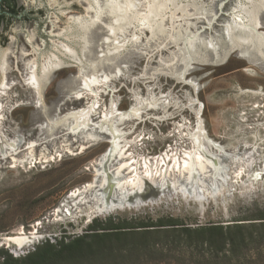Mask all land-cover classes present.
<instances>
[{"label": "rangeland", "instance_id": "374dc122", "mask_svg": "<svg viewBox=\"0 0 264 264\" xmlns=\"http://www.w3.org/2000/svg\"><path fill=\"white\" fill-rule=\"evenodd\" d=\"M195 1L207 12L189 17L190 31L214 41L221 52L227 44L225 24L239 12L242 0ZM21 3L16 16L0 15V53L7 50L0 90V249L22 257L45 240L88 232L94 220L174 217L189 227L259 222L255 218L264 210V59L235 48L214 62L208 48L201 51L207 59L191 60L178 80L168 68L181 69V43L149 41L145 30L116 60L101 66L99 74L107 75V82L94 86L96 95L82 89L78 64L68 60L49 74L38 102L28 84L27 63L53 51L69 18L86 16L87 1ZM258 31L264 32V11ZM89 38L85 58L94 59L106 47L104 25L93 27ZM75 91L83 93L78 97ZM142 99L154 103L142 106L137 116L120 120L113 115L114 129L124 133L119 145L130 162L119 170V147L104 158L110 135L99 125L111 104L116 112H125ZM91 101L96 104L87 129L70 133L72 118L49 128L50 120ZM198 117L209 139L202 140V147L192 139ZM9 141L17 143L16 154ZM187 153L190 173L182 171ZM199 154L216 164L208 163L202 172L195 159ZM146 171L153 182L144 183L138 200L128 201ZM171 230L154 234L153 254L116 264H264V239L222 256L204 247L185 249ZM20 233L27 237L21 246L6 240Z\"/></svg>", "mask_w": 264, "mask_h": 264}, {"label": "bare ground", "instance_id": "6f19581e", "mask_svg": "<svg viewBox=\"0 0 264 264\" xmlns=\"http://www.w3.org/2000/svg\"><path fill=\"white\" fill-rule=\"evenodd\" d=\"M86 1V16L69 18L67 25L59 33L60 36H63V39L60 42H53V51L40 54L39 60L36 56L31 58L30 61L28 60L27 80L28 84L34 90L38 102H42V93L48 82L49 74L53 70L64 66L68 60L78 64V78L82 89L96 95L97 92L94 90V86L107 82V75L100 76L99 74L101 66L106 62L116 60L123 49L129 44L136 43L140 34L145 30L149 35V41H169L177 46L181 43V47H179L181 50V58H179L182 62L181 69L176 71V69L168 68L170 73L178 80L183 78L191 60L202 61L207 59L204 58L201 51L204 49L207 50L208 48L213 51L214 62L223 61L229 51L235 48L251 52L257 57L264 59V32L258 31L260 14L264 11V0H242L239 12L234 13L231 20L225 24L224 41L227 44L221 52L217 49V44L214 41L207 40L198 36V33L190 31L189 17L198 14L204 15L207 12L203 6L197 5L195 0ZM167 22L168 24L166 25ZM99 23L104 25L106 31V47L99 57L86 59L85 54L89 52L90 32ZM127 32H129L128 35L126 34ZM6 51L0 53V74L2 77L0 90H3L5 86L3 79L7 69ZM75 92L78 97L83 93L82 91ZM153 103V101L142 99L136 106H132L130 110L125 112H116L114 105L111 104L108 111L103 113L99 126L103 129L102 131L106 130L110 135V147L104 155V158H111L117 147H119L118 155L123 159V162L119 164V170L124 167L129 168L130 162L125 161L127 157L125 154L126 150L123 146L119 145L124 137V133L114 129L112 124L113 115L117 113L118 115L115 117H118L120 120L137 116L142 106ZM95 104L94 101H91L90 104L82 109L70 111L56 120H50L49 128H54L72 118L73 123L68 127L70 133L75 134L80 129H87L91 120L90 114L94 111ZM1 109L2 105L0 103ZM104 124L108 127L105 128ZM192 139L197 147H202L203 139L209 141L199 117L197 130L192 134ZM8 145L14 151L13 153L16 154L17 143L15 141H9ZM33 145L34 142L28 143L27 148L31 149ZM195 159L202 172L208 163L216 164L215 159L206 154H199ZM191 166L192 159L190 153H187V157L182 161V171L190 173ZM167 172L168 170L165 168L163 170V176ZM148 175L149 173L146 171L145 176L147 177H141L139 179L136 191L127 196L128 201L134 198L138 200L139 196H141L140 192L143 189L144 183L149 182L147 184L150 186V182L153 181L148 178ZM102 180L104 182L107 181L106 174H104ZM112 189L111 186L110 192H112ZM108 198L107 200L110 199ZM6 240L17 246H21L27 241V237L20 233L19 235L9 236Z\"/></svg>", "mask_w": 264, "mask_h": 264}, {"label": "trees", "instance_id": "16d2710c", "mask_svg": "<svg viewBox=\"0 0 264 264\" xmlns=\"http://www.w3.org/2000/svg\"><path fill=\"white\" fill-rule=\"evenodd\" d=\"M255 220L259 222L200 227L185 226L174 217L138 222L94 220L88 226V232L72 239L64 235L55 242L45 240L22 257H13L1 248L0 264H101L107 261V264H116L131 261L141 254L147 256L156 252V242L152 240L164 229H173V240L183 243L185 249L204 247L211 254L223 256L264 239V210Z\"/></svg>", "mask_w": 264, "mask_h": 264}, {"label": "flooded vegetation", "instance_id": "af4514ba", "mask_svg": "<svg viewBox=\"0 0 264 264\" xmlns=\"http://www.w3.org/2000/svg\"><path fill=\"white\" fill-rule=\"evenodd\" d=\"M23 4H18V0H0V9L3 15L10 17L16 16L17 13L23 9Z\"/></svg>", "mask_w": 264, "mask_h": 264}]
</instances>
